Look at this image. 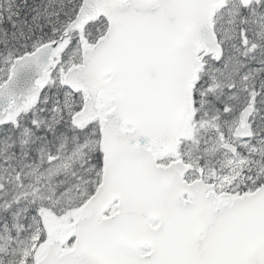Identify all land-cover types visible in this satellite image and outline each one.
<instances>
[{
	"label": "snow or ice",
	"instance_id": "6c2138e0",
	"mask_svg": "<svg viewBox=\"0 0 264 264\" xmlns=\"http://www.w3.org/2000/svg\"><path fill=\"white\" fill-rule=\"evenodd\" d=\"M0 264H264V0H0Z\"/></svg>",
	"mask_w": 264,
	"mask_h": 264
}]
</instances>
